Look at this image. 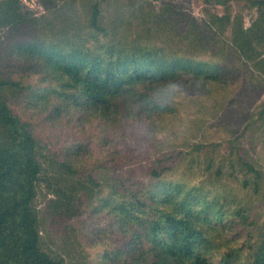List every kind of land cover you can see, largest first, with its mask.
Instances as JSON below:
<instances>
[{
	"label": "trees",
	"instance_id": "obj_1",
	"mask_svg": "<svg viewBox=\"0 0 264 264\" xmlns=\"http://www.w3.org/2000/svg\"><path fill=\"white\" fill-rule=\"evenodd\" d=\"M41 2L53 12L46 23L21 10L19 0H0V25L20 23L27 28L9 42L8 54L17 60L18 68L37 74L34 82L27 76L19 80L0 75V264H79L41 246L35 198L42 174L53 195L46 199L43 215L52 225L64 224L90 205L114 213L112 224L118 225L125 239L105 254L111 264H214L199 220L196 187L166 180L154 166H146L140 179L134 167L118 163L110 168L98 159L86 162L64 155L62 160L45 163L34 126L9 102L16 95L23 97L26 108L46 104L55 114L71 106L76 114L101 122L111 119L119 128L134 106L152 107L148 104L152 86L179 75L209 81L222 69L195 57L204 43L201 33L188 24L193 17L180 13L178 44L185 42V47L168 51L165 39L174 41L171 27L176 22L164 14L171 7L166 2L160 12L142 6L138 12L111 13L107 19L99 1L87 2L84 13L65 9L70 2ZM253 3L258 5L253 25L244 29L238 24L233 34L235 43L254 50V38L264 46V0ZM222 18L228 21L229 16L211 14L213 21ZM153 23L161 41L150 45ZM18 68L15 71L20 72ZM6 89L11 97L4 94ZM246 169L254 173L251 184L259 191L260 171L250 162ZM214 213L219 219L233 215L239 221L230 218L232 222L256 226L245 206L231 214L223 208ZM249 244L242 264H264V230ZM238 249L226 254L230 257ZM224 259L222 264H228Z\"/></svg>",
	"mask_w": 264,
	"mask_h": 264
},
{
	"label": "rangeland",
	"instance_id": "obj_2",
	"mask_svg": "<svg viewBox=\"0 0 264 264\" xmlns=\"http://www.w3.org/2000/svg\"><path fill=\"white\" fill-rule=\"evenodd\" d=\"M65 1L70 2L65 9L75 8L78 13H84L87 2L99 1L106 19L111 13L120 15L131 9L138 12L142 6L160 12L166 2L171 7L167 12L164 10V14H170L176 22L173 25L176 28L171 27L175 32L174 41L165 39L168 51L185 47V42L178 44L177 37L181 34L180 13L183 12L193 17L194 22L188 24L191 30L201 33L204 43L197 47L195 57L210 60L222 69L209 81L177 76L175 79L195 83L199 91L154 113L155 120L166 121L173 127L168 137L142 148L128 147L118 139V128L111 119L101 122L91 115L76 114L71 106L59 114L49 113L46 104L26 108L23 97H11L6 89L4 94L11 97L13 110L34 126L45 163L62 160L64 155L77 156L86 162L98 159L110 168L118 163L134 167L140 179L145 177L146 166H154L166 180L196 187L194 192L201 200L197 203L199 220L211 260L222 264L223 259L228 258V264H242L249 243L255 242L264 230V46L256 44L257 38H254V50L239 46L238 41H234L233 29L238 24L244 29L253 25L258 16V5L253 2L261 0H58L59 4ZM19 4L21 10L38 22L46 23L52 18L53 12L44 8L41 0H19ZM211 14L228 15L229 19L213 21ZM24 26L20 23L0 25V75H12L19 80L27 76L34 82L37 74L25 67L18 68L17 60L7 50L9 42L27 30ZM149 27L152 33L149 44H158L161 38L154 33L157 26L153 23ZM17 68L20 72L15 71ZM47 101L53 102V99ZM39 110L44 115L38 114ZM246 162L260 171L259 191L251 184L256 178L253 172L247 171ZM49 196L53 195L42 174L35 198L41 246L66 261L111 264L105 254L122 245L125 239L118 225L112 224L114 213L107 212V207L96 211L90 205L64 224L52 225L43 215ZM244 206L256 226L232 222L230 218L239 221L233 215L219 219L214 213L223 208L231 214ZM238 247L237 252L228 257L226 253Z\"/></svg>",
	"mask_w": 264,
	"mask_h": 264
},
{
	"label": "clouds",
	"instance_id": "obj_3",
	"mask_svg": "<svg viewBox=\"0 0 264 264\" xmlns=\"http://www.w3.org/2000/svg\"><path fill=\"white\" fill-rule=\"evenodd\" d=\"M199 91L195 83L170 78L152 86L148 104L134 106L131 115L121 121L117 138L128 147L142 148L146 144L169 136L173 125L154 119L155 108H166L187 98V94ZM179 128V125H176Z\"/></svg>",
	"mask_w": 264,
	"mask_h": 264
}]
</instances>
